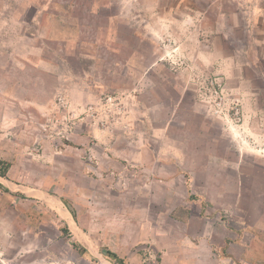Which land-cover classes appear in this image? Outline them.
I'll use <instances>...</instances> for the list:
<instances>
[{
  "label": "rangeland",
  "instance_id": "rangeland-1",
  "mask_svg": "<svg viewBox=\"0 0 264 264\" xmlns=\"http://www.w3.org/2000/svg\"><path fill=\"white\" fill-rule=\"evenodd\" d=\"M0 161V264H261L264 0H0Z\"/></svg>",
  "mask_w": 264,
  "mask_h": 264
},
{
  "label": "trees",
  "instance_id": "trees-1",
  "mask_svg": "<svg viewBox=\"0 0 264 264\" xmlns=\"http://www.w3.org/2000/svg\"><path fill=\"white\" fill-rule=\"evenodd\" d=\"M8 168H9V163H7L5 161H0V176L1 177L6 176V172H7ZM71 214H72L73 218H75L74 213L71 212ZM62 231H63L64 235H66L67 237H72V234L70 233V231L66 225H64L62 227ZM72 244L80 253L88 254V251L83 246H81L77 241L74 240L72 242ZM104 255L109 259L111 264H128L123 257H120L115 252H113L109 249L105 250Z\"/></svg>",
  "mask_w": 264,
  "mask_h": 264
},
{
  "label": "bare ground",
  "instance_id": "bare-ground-1",
  "mask_svg": "<svg viewBox=\"0 0 264 264\" xmlns=\"http://www.w3.org/2000/svg\"><path fill=\"white\" fill-rule=\"evenodd\" d=\"M47 203H49V202H47ZM50 203H52V202H50ZM50 203H49V205H51ZM57 205H58V204H57ZM56 208H58V210L61 209V207H59V206H56L54 209H56ZM56 210H57V209H56ZM64 212H65V211H64ZM60 213H62L61 210L59 211V215H60ZM67 213H68V212H67ZM67 213H66V214H67ZM67 216H68V215H67ZM71 222H72V221H71ZM71 222H70V223H71ZM73 222H74V221H73Z\"/></svg>",
  "mask_w": 264,
  "mask_h": 264
},
{
  "label": "crops",
  "instance_id": "crops-1",
  "mask_svg": "<svg viewBox=\"0 0 264 264\" xmlns=\"http://www.w3.org/2000/svg\"><path fill=\"white\" fill-rule=\"evenodd\" d=\"M262 261H263V262H262L261 264H264V257H263ZM258 263H260V262H258Z\"/></svg>",
  "mask_w": 264,
  "mask_h": 264
}]
</instances>
